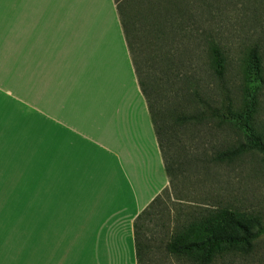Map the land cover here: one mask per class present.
I'll return each mask as SVG.
<instances>
[{"label":"rangeland","instance_id":"obj_1","mask_svg":"<svg viewBox=\"0 0 264 264\" xmlns=\"http://www.w3.org/2000/svg\"><path fill=\"white\" fill-rule=\"evenodd\" d=\"M21 1L0 0V20L5 21H0V145L15 143L9 135L16 133L22 150L20 154L14 151L18 156L12 163V159L7 163L0 159V264H44L46 253L57 249L56 235L70 234L60 226L61 220L62 227L66 226L61 215L64 205L59 207L57 199L50 197L48 145L54 121L47 113L52 94H57L54 87L58 92L71 89L68 98L74 107L83 104L76 110L84 112L86 121L88 107L94 109L88 93L79 92L85 70L80 23L72 4L68 0ZM129 1L115 0L121 19L122 12L130 10ZM152 1V9H159L162 17L137 16L132 25L139 32L125 36L124 49L159 132L169 187L151 215L139 223V261L264 264V157L256 152L238 158L226 155L229 147L244 142L240 130L250 118L245 98L258 100L257 117L264 127V86L257 97L240 88L249 77L244 66L253 47L260 48L264 64V0ZM10 16L16 18L9 24ZM154 20L157 26L153 29ZM21 39L26 51H31L26 48L28 42L35 48L29 60L17 48ZM64 54L72 55L71 60L76 55L81 58H76V66L73 62L76 69L69 71L71 79L66 84L62 78L71 65L63 67ZM51 76L55 85L49 83ZM40 89H47L49 95L43 107L36 108ZM116 119L109 120L110 127L119 123L120 118ZM215 210L252 222L255 227L250 229L248 245H211L209 251L196 247L208 237L207 230L224 218L216 216ZM37 216L41 228L46 225L48 229L38 230ZM181 244L188 248L186 255L168 253V246ZM206 255L209 262L203 263Z\"/></svg>","mask_w":264,"mask_h":264},{"label":"crops","instance_id":"obj_2","mask_svg":"<svg viewBox=\"0 0 264 264\" xmlns=\"http://www.w3.org/2000/svg\"><path fill=\"white\" fill-rule=\"evenodd\" d=\"M68 1L72 4L71 9L80 23L83 68L85 66V73L87 69L89 70L90 77L96 82L93 85L95 82L90 83L89 77L84 76V80L81 82L82 89L80 88L79 92L88 93L87 95L93 97L92 86H94L93 89L97 86L98 91L95 92V95L102 98H95L96 106H93V100L90 102V106L92 104L93 109L96 108L95 110L92 111L87 106L92 121L90 118L86 121L84 112L76 110L80 109L81 103L74 107V103L71 104L73 100L70 102L68 98V96H72L71 89L68 92H61V90L58 92L56 87L53 89L57 91V94H52L51 107L47 113L54 121L48 145L50 197L54 201L57 199L59 207L64 205L61 215L65 217L64 225L66 226L62 227L63 220H61L60 226L66 228L67 234H70L61 235L58 238L60 240L56 243L57 249L52 248L46 253L44 264H141L137 253L134 225L138 216L169 187L163 155L149 117L146 101L138 86L133 65L125 53L124 47H127L125 33L115 0ZM97 16L103 17V22L106 19L104 23V27L108 24L106 28L102 26L103 22L98 21ZM98 24H101L103 28ZM97 26L104 31L98 29ZM92 27H96L98 30ZM91 29L93 34L96 32V37L91 34ZM103 32L106 35L102 36ZM23 40L18 41L17 48L25 59L29 60L28 56L32 55L35 48L33 43L28 42L26 48H30L31 51H26L23 48ZM109 43L114 46H112L113 51L111 50L113 58L118 56L116 59L114 58V65L107 61L109 59L113 62L108 51V48H111L110 45L108 46ZM100 46L103 48H100L101 50L97 54ZM105 52L110 55L108 58H106ZM91 54H96V56L91 58ZM69 58L70 56L64 54L62 63L63 61L70 62ZM2 61L5 62V60ZM116 62L118 63L116 64ZM90 63H92L91 67ZM120 68L122 72L119 70ZM66 69L69 68L66 67ZM69 71L70 69L62 78L64 84L71 79ZM112 76L117 77L118 80ZM51 79L52 76L49 83L55 85L56 81ZM89 83L92 84L91 87ZM122 87H124L123 91ZM40 94V100L38 96L36 97V108L39 104L43 107L42 101L49 95L47 89H40ZM57 100L58 110L56 108ZM117 106L119 107L117 108ZM53 110L56 112L51 113ZM97 115H99L98 120L102 123L101 125L97 123ZM117 117L120 118L119 123H115V127H110L109 120H115ZM123 117L127 118V123ZM131 120H133L132 123ZM95 121L97 124L94 123ZM127 130L129 131L127 132ZM105 132L107 135L104 134ZM133 148L136 150L134 151ZM38 209L39 216L40 207ZM52 212L51 208L50 213L52 214ZM124 214H127L125 218L122 217ZM38 216L36 217L38 228L48 229L46 225L43 229L41 228ZM99 230L100 233H98ZM106 230L108 234L111 233L107 239L104 238ZM79 233L82 235L80 236ZM72 235H76L78 239L84 238L78 242ZM96 235L97 238H94ZM71 237L76 241H73L74 244H72V239L70 240ZM48 238L47 236L46 239ZM75 245L79 247L77 248ZM1 264L4 262L2 261Z\"/></svg>","mask_w":264,"mask_h":264},{"label":"trees","instance_id":"obj_3","mask_svg":"<svg viewBox=\"0 0 264 264\" xmlns=\"http://www.w3.org/2000/svg\"><path fill=\"white\" fill-rule=\"evenodd\" d=\"M175 1V0H172ZM197 1V0H196ZM154 1L151 2V0L144 1V0H130L128 3L130 5V10L128 13L123 14V19H121L122 27L125 33V36H129L130 34H137L139 32L136 29V26L132 25V21L137 17H146L149 19L151 15L155 17V20L159 19L161 16V11L159 9H152L155 4L153 3ZM146 8L144 9V6ZM188 5V2H187ZM169 9V6H168ZM168 9L166 11H168ZM147 12V15H146ZM120 13V12H119ZM153 21L152 28L154 29L157 24ZM131 22V24H130ZM151 23V22H150ZM149 26V23H148ZM141 30V29H140ZM134 34V37H135ZM260 48L259 47H253L250 52L247 55L245 66L246 70L249 73V77H246L245 80H242V83L240 84V88H242L244 94H248L249 91H253L254 96L257 97L258 93L261 92V89L264 86V64L260 59ZM221 61L224 64V55L223 57L221 56ZM221 64V68H224V65ZM3 69H6V67H3ZM9 69V67L7 68ZM244 73V72H243ZM256 85L259 87L256 88ZM143 92V91H142ZM245 103H246V109L247 112L250 113V118L247 119L246 122L242 124L241 127V132L244 136V142H239L236 146L233 148L229 147L228 152L226 155L230 158H238L241 156H244L246 154H249L250 152H256L264 157V127L259 121L257 117V112H258V106L259 102L258 100H250V98H245ZM153 128L155 131V134L157 136V140L159 143V147L162 152V147H161V142L159 140V132L157 128L155 129L156 123L152 120ZM164 130V129H163ZM12 137L15 143H3L0 145V159H5L3 163H7V159H12L11 163L14 161L13 158L17 157L15 154V150H19V154L21 153V148L18 146L16 137V133H12L9 135V137ZM163 155V152H162ZM7 157V158H5ZM164 159V157H163ZM10 163V166H13ZM165 163V160H164ZM165 171L168 173L169 168L166 166L165 163ZM16 172V170H15ZM160 202V196L157 197L150 205L145 209L136 219L135 225H134V230H135V241H136V246H137V253L139 251V246L137 244V231H138V226L141 220L144 219V217L150 216L149 214L151 211H153L156 206ZM216 216H222L224 218H221V220L218 221V223L213 226L211 229L207 230L208 237L205 238L203 241L202 245H197L196 247L202 246L203 248H206L207 251H209V247L212 245H216L218 248L220 244H231V246H238L240 244L248 245V241L252 238V229L253 226L251 221H241L234 217L233 215H227L225 212H222L220 210H215ZM242 233V234H241ZM239 234L242 235L238 240H231L232 238H235V236H238ZM193 246V245H191ZM211 248V247H210ZM187 247H183V245H178V246H173L170 245L168 246V253L174 256H182L186 255V250ZM206 260H203V263H208L209 262V255H206Z\"/></svg>","mask_w":264,"mask_h":264},{"label":"bare ground","instance_id":"obj_4","mask_svg":"<svg viewBox=\"0 0 264 264\" xmlns=\"http://www.w3.org/2000/svg\"><path fill=\"white\" fill-rule=\"evenodd\" d=\"M36 1H37V0H36ZM100 2H101V1H100ZM20 3L22 4V3H23V0H22ZM1 4H2V2H0V6H1ZM3 4H5V3H3ZM21 4H20V5H21ZM85 4H86V3H85ZM23 5H24V4H23ZM23 5H22V6H23ZM22 6H20V7H22ZM3 7H4V6H3ZM93 7H94V6H93ZM14 10H15V9H14ZM18 10H20V9L17 8L16 11H18ZM2 11H3V10H2ZM4 11H5V10H4ZM4 11H3V15H4ZM5 12H6V11H5ZM9 13H10V12H9ZM89 14H90V13H89ZM101 14H102V13H101ZM90 15H91V14H90ZM4 16H5V15H4ZM101 16H102V15H101ZM101 16H100V18H99L98 16L96 17V18L98 19V21L100 20V23H102L103 20H104V18L102 17V18H103V19H102ZM14 17H15V16H13V17L10 16V20H7V21H9V24L13 21ZM92 17H93V16H92ZM4 18H5V17H4ZM15 18H16V17H15ZM101 19H102V21H101ZM4 20H5V19H4ZM0 21H1V20H0ZM89 21H90V19H89ZM1 22H3V20H2ZM83 22H84V21H83ZM105 22H106V19H105ZM105 22L102 23V24H103V25H102L103 27H104V23H105ZM3 23L5 24V21H4ZM107 25H108V24H107ZM107 25H106V26H107ZM3 26H4V25H2V27H3ZM8 26H9V25H7V28H9ZM92 26H93V25H92ZM98 26L102 27L101 24H100V25L98 24ZM98 26H97V28H98ZM106 26H105L104 28H106ZM100 27H99L98 29L101 30ZM103 27H102V28H103ZM7 28H6V29H7ZM92 28H93V27H92ZM94 28H95L96 30H98L96 27H94ZM94 28H93V29H94ZM6 29H4V31H5ZM89 30H90V29H89ZM101 31H104V29L101 30ZM85 32H86V31H85ZM90 32H91V34H93L92 29H91ZM105 32H107V31L105 30ZM5 33H7V31H5ZM81 33H82V32H81ZM81 33H80V34H81ZM95 33H96V32H94V34H93L94 36H95ZM103 33H104V32H103ZM86 34H88V33H86ZM86 34H85V35H86ZM97 34H98V33H97ZM99 34H100V33H99ZM103 35H106V34L104 33V34H102V36H103ZM118 35H120V34H118ZM100 36H101V35H100ZM109 36H110V35H109ZM109 36H108V38L110 39ZM84 37H85V36H84ZM95 37H96V36H95ZM119 37H120V36H119ZM91 38H92V37H91ZM106 38H107V37H106ZM93 39H94V38H93ZM80 40H81V39H80ZM80 40H79V41H80ZM106 40H108V39H106ZM74 41L77 42L78 40H74ZM79 41H78V42H79ZM119 41H120V40H119ZM90 42H91V41H90ZM105 42H106V41H105ZM121 42H122V41H121ZM112 43H114L113 40H112ZM106 44H107V43H106ZM76 45H77V43H76ZM104 45H105V44H104ZM109 45H110L111 48H108V49H109L108 51L110 52L109 54H111V50H112V46H113V45H112L111 43H109L108 46H109ZM106 46H107V45H106ZM108 46H107V47H108ZM113 47H114V46H113ZM97 48H98V47H97ZM100 48H103V47H101V46L99 47V49H98V51H97V54H98V52L101 50ZM106 49H107V48H106ZM73 50H74V49H73ZM76 51H77V52H76ZM76 51H74V52L79 53V52H78V49H77ZM112 51H113V50H112ZM61 52H62V50H61ZM72 52H73V51H72ZM74 52H73V53H74ZM105 53H106V55H107L108 52H105ZM80 54H81V53H80ZM99 54H100V53H99ZM53 56L55 57V56H56V53H55V54L53 53ZM81 56H82V55H81ZM95 56H96V54H95V55H94V54H91V58H92V57H95ZM108 56H110V55H107L106 58H108ZM111 56H112V54H111ZM115 56H116V55H115ZM54 57H52V59H51L52 62H53ZM78 57H79V55H78ZM78 57H77V55H76V56L74 57V60H71V58H72V55H71V57H70L69 59H70L72 62H69L68 59H67L68 62H64V61H63V63H64L63 67L65 66V64H69V63H70L69 65H71V67L69 66L68 68H70V70H73V67H74V66H72V65H73V62L76 60V58H77L78 60L81 61V58H80V57L78 58ZM116 57H118V56H116ZM116 57H114V58L116 59ZM83 58H85V57H83ZM112 58H113V56H112ZM114 58H113V62H112V61H109V59H108V60H107L108 63H109V64H112V63H113V65H114V61H115ZM72 59H73V58H72ZM96 59H97V58H96ZM126 59H127V58H126ZM87 60H88V59H87ZM92 60H94V59H92ZM110 60H111V59H110ZM122 61H123V60H122ZM92 62H93V61H92ZM126 62H127V61H126ZM78 63H79V61L77 62V60H76V63H74V65L76 66V64H78ZM117 63H118V62H116V64H117ZM55 64H56V63H55ZM91 64H92V63H90V67L92 66ZM123 64H124V62H123ZM83 65H84V64H83ZM124 65H125V64H124ZM124 65H121V66L124 67ZM110 67H112V66L110 65ZM71 68H72V69H71ZM84 68H85V66H84ZM95 68H96V67H95ZM62 69H63V68H62ZM74 69H76V68L74 67ZM112 69H113V67H112ZM68 70H69V69H68ZM114 70H115V69H114ZM119 70L121 71V68H120ZM119 70H118V72H119ZM125 70H126V69H125ZM129 70H130V69H129ZM60 71H61V70H60ZM60 71H59V72H60ZM88 71H89V70L87 69V70H86V73H85V77H86V75H87V77H89V79H90V81H91V82L89 81L90 83L95 82V81H93V79L90 77V74L88 73ZM123 71H124V69H123ZM121 72H122V71H121ZM127 72H128V70H127ZM56 73H58V71H57ZM90 73H91V72H90ZM54 75H55V74H54ZM88 75H89V76H88ZM116 75H117V74H116ZM58 76H59V75L56 74V77H58ZM98 77H100V76H98ZM112 77H114V76H112ZM112 77H111V79H112ZM114 78L116 79L117 77H114ZM117 80H118V78H117ZM117 80H116V81H117ZM116 81H115V82H116ZM115 82H114V84H115ZM90 83H89V86L91 87L92 84H90ZM97 83H98V82H97ZM94 84H96V82L93 83V85H94ZM99 84H100V83H99ZM115 85H116V84H115ZM125 85H126V84H125ZM98 86H99V85H98ZM102 87H103V86H102ZM114 87H115V86H114ZM93 88H94V86H92V89H91V90H92L93 97H91L90 99H91V100L93 99V101H94V102H93V106H96L95 104H96L97 100H96L95 98H99L100 96L97 97V96L95 95V92L98 91L97 86L95 87V89H93ZM98 88H99V87H98ZM126 88H127V86L125 87V89H126ZM113 89H114V88H113ZM123 89H124V87H122V91H123ZM94 90H96V91H94ZM114 92H116V91H114ZM121 93H122V92H121ZM114 94H116V93H114ZM136 94H137V93H136ZM94 95H95V96H94ZM100 95H102V94H100ZM100 98H102V97H100ZM95 100H96V101H95ZM122 100H123V99H122ZM124 100H125V99H124ZM140 101H141V100H140ZM118 104H119V103H118ZM121 104H122V103H121ZM100 105H101V103H100ZM91 106H92V104H91ZM118 107H119V106H117V108H118ZM117 108H116V109H117ZM130 108H131V106H130ZM132 108H133V107H132ZM97 109H100V107H97ZM94 110H95V107H94ZM119 110H120V109H119ZM122 110H123V109H122ZM99 111H100V110H99ZM96 112H97V110H96ZM111 112H112V111H110V113H111ZM116 112H117V111H116ZM123 112H124V111H123ZM123 112H122V113H123ZM112 113H113V112H112ZM115 114H116V113H115ZM131 114H132V113H131ZM144 115H145V114H144ZM113 116H114V115H113ZM108 117H109V115H108ZM145 117H146V115H145ZM103 118H104V117H103ZM106 118H107V117H106ZM121 118H122V117H121ZM125 118H126V117H125ZM131 118H132V116H131ZM104 119H105V118H104ZM123 119H124V118H123ZM132 119H133V118H132ZM105 121H107V120H105ZM116 121H118V119H116L115 122H116ZM121 121H122V120H121ZM132 122H133V120H131V123H132ZM146 123H147V122H146ZM108 124H109V123H108ZM120 124H122V123H120ZM124 126H125V124H124ZM146 126H147V125H146ZM130 127H131V126H130ZM116 128H117V127H116ZM116 128H115V129H116ZM127 128H129V127H127ZM141 129H142V128H141ZM137 130H139V129H137ZM128 131H129V130H127V132H128ZM149 131H150V130H149ZM115 132H116V131H115ZM116 133H117V132H116ZM125 133H126V132H125ZM149 133H151V132H149ZM123 136H124V135H123ZM137 136H138V135L136 134V137H137ZM131 137H132V136H131ZM141 137H142V136H141ZM151 137H152V136H150V138H151ZM132 139H133V138H132ZM151 139H152V138H151ZM122 140H123V138H122ZM144 145H145V144H144ZM124 146H125V145H124ZM120 147H121V144H120ZM122 147H123V146H122ZM151 148H152V147H151ZM128 149H129V148H128ZM121 150H122V148L120 149V151H121ZM126 150H127V149H126ZM133 150L135 151L136 148H133ZM129 151H130V149H129ZM153 152H154V151H153ZM124 153L126 154V152H124ZM134 154H135V153H134ZM131 156H132V155H131ZM146 171H147V170H146ZM156 187H157V186H156ZM148 191H150V190H148ZM98 214H100V213H98ZM128 214H129V213H128ZM100 215H101V214H100ZM102 215H103V214H102ZM126 216H127V214H124L122 217L125 218ZM131 216H132V214H131ZM131 216H130V217H131ZM122 217H121V219H123ZM104 226H105V225H104ZM107 227H108V226H107ZM102 228H104V227H102ZM39 229H40V228H39ZM39 229H38V230H39ZM42 229H43V228H42ZM43 230H44V229H43ZM100 230H101V229H100ZM100 230H99L98 233H100ZM107 230H108V228H107ZM107 230H106V232H105L106 234L104 233V234H105V236H104L105 239H107V238L109 237V235H111V233L108 234V231H107ZM63 231H65V230H63ZM63 231H62V233H63ZM104 231H105V229H104ZM131 231H132V230H131ZM109 232H110V231H109ZM98 233H97V235H99ZM79 234H80V233H79ZM79 234H78V235H79ZM102 234H103V231H102ZM102 234H101V235H102ZM54 235H56V234L53 233V237H54ZM59 235H60V234H59ZM81 235H82V234H80V236H81ZM97 235H96L94 238H97ZM107 235H108V236H107ZM73 236H74V235H72V237H73ZM84 236H85V235H84ZM102 236H103V235H102ZM56 237H57V239L54 238L55 241L60 240V239H58L59 236L56 235ZM72 237L70 238V240L72 239ZM73 238H74V239L76 238V241H78V240H80V239H82V238H84V237H80V239H78L77 236L75 235ZM52 239H53V238H52ZM54 239H53V240H54ZM74 239H72V242L75 241ZM86 239H87V238H86ZM101 239H102V238H101ZM109 239H111V238H109ZM53 240H52V241H53ZM76 241H75V242H76ZM86 241H87V243H88V240H86ZM96 241H97V240H96ZM96 241H95V243H96ZM75 242H73L72 244H74ZM78 242H79V241H78ZM53 243H54V242H53ZM53 243H52V245H53ZM72 244H71V245H72ZM80 244H81V242H80ZM81 245H82V244H81ZM75 246H76L77 248L79 247V246H77V245H75Z\"/></svg>","mask_w":264,"mask_h":264}]
</instances>
